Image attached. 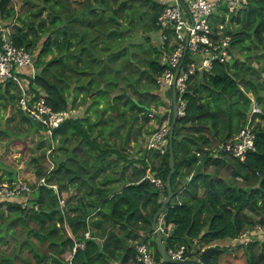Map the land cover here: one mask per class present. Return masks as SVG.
Masks as SVG:
<instances>
[{"label": "trees", "instance_id": "1", "mask_svg": "<svg viewBox=\"0 0 264 264\" xmlns=\"http://www.w3.org/2000/svg\"><path fill=\"white\" fill-rule=\"evenodd\" d=\"M163 5L162 0H23L17 9L13 0H0V18L11 23L14 42L33 53L34 72L27 65L18 71L27 90L35 98L43 94L55 109L83 105L48 135L46 125L18 103L14 128L0 127L5 150L20 145L9 151L16 160L32 151L41 163L35 144L44 156L49 148L53 161L46 182L33 183L30 205L0 201V243L13 241L9 252L0 249L4 263L70 264L74 239H84L73 264L125 263L140 241L152 247L159 264H179L162 260L151 228L167 187L147 174L166 180L169 145L164 151L142 145L151 132L148 119L160 123L166 113L159 107L168 105L169 91L157 82L165 67L163 49L150 33ZM226 15L219 6L213 27ZM236 22L239 27L232 28ZM229 23L231 57L190 75L183 94L186 113L177 116L172 135V195L163 210L174 227L162 239L166 247L184 245V253L196 256L210 245L230 248L226 239L264 224V62L249 61L253 50L258 59L264 55V0H247L228 14ZM240 49L246 59L236 56ZM20 91L12 78L0 79L4 105L17 102ZM252 98L262 104L260 111H251ZM248 122L255 146L244 159L219 148ZM34 124L45 131L33 130ZM1 154L0 177L14 178L17 168ZM108 166L115 174L107 173ZM87 228L91 235L85 238ZM234 248L246 264H264V238H245ZM216 257L218 250L212 262L220 264Z\"/></svg>", "mask_w": 264, "mask_h": 264}, {"label": "built area", "instance_id": "2", "mask_svg": "<svg viewBox=\"0 0 264 264\" xmlns=\"http://www.w3.org/2000/svg\"><path fill=\"white\" fill-rule=\"evenodd\" d=\"M164 5L157 14V28L153 30L158 44L162 46L161 61L165 67L157 76L159 85L168 89V105L159 107V111L166 113L164 119L156 125V128L148 135V147L158 148L164 151L169 143V130L171 116L173 115L172 89L176 92L177 116L186 113V98L184 92L190 75L197 70L210 69L215 59L226 60L231 57L230 43L231 33L223 28L228 24V14L237 11L247 0H162ZM224 4L227 15L224 22H218L213 27L211 19L218 7ZM169 50L165 49V46ZM27 65L34 72L33 53L24 45L14 42L11 35V23L0 18V79H13L21 89L17 103L33 118L44 125L50 133L52 127L60 123L68 115L76 114L77 107H63L55 109L45 101L43 94L34 97V93L27 90L26 78L19 74V70ZM177 71L176 75L175 72ZM175 75V79H174ZM152 108L149 114H152ZM259 102L252 98L251 111H260ZM255 131L250 122L242 125L238 132L229 140L220 144L219 148L229 151L244 159L245 153L254 148ZM160 186L163 180L147 174ZM46 182L45 175L34 181L24 179L16 175L14 178L0 177V201H15L21 206L30 205L29 199L33 190V183ZM63 198L61 203H63ZM164 219V214L162 216ZM164 233H169V225L163 222L157 224ZM84 237L91 235L90 228L84 231ZM264 238V224L256 223L252 229L246 232L244 239ZM84 246V239H74L68 254V262L72 263V257L78 248ZM167 253L174 258L182 257L184 245L180 247H166ZM197 257V256H196ZM115 264H158L154 258L151 247L147 242L140 241L136 244V251L125 263L116 261Z\"/></svg>", "mask_w": 264, "mask_h": 264}, {"label": "rangeland", "instance_id": "3", "mask_svg": "<svg viewBox=\"0 0 264 264\" xmlns=\"http://www.w3.org/2000/svg\"><path fill=\"white\" fill-rule=\"evenodd\" d=\"M13 2H15L17 9H19L20 4L23 3V0H13ZM222 5H224V4H222ZM44 14L46 15L47 12L44 11ZM237 23L238 22H236L234 24L231 23V24H233L232 28H235V27L238 28L239 24H237ZM226 26H231V25H230V23L229 24H223L224 29ZM140 31H143V29L139 28L138 32H140ZM150 33H153V31ZM254 53H255V51L253 50L249 61H251V64L258 66L264 62V55L262 56V59L261 58L258 59V57H256ZM246 54H247V52H245L243 49H240L239 53L236 52V56L240 57L241 59H246L245 58ZM262 75H264V72ZM249 95L251 96L252 93L249 92ZM6 100H8V99L3 97V96L0 98V127L6 128V127L11 126L12 128H14L15 121L17 119H19V113L17 111L18 104H17V102H14V104H12L9 107V106H7L8 103L6 105H4ZM259 105H260V107H262L261 103H259ZM76 107H77L76 112L78 113L83 108V105L80 104L79 106H76ZM148 121H149V125L147 124L146 126H148V127L152 126L151 127V132H152L153 127H155L159 123V121L155 118L148 119ZM260 121L264 122V118H261ZM33 126H34L33 130L45 131L43 128H38L37 124L36 125L34 124ZM47 133L49 134L48 131H46V133L44 132L45 135H48ZM149 133L150 132H147L144 134V139H143L142 145H144L145 143L148 142ZM1 139H2V137L0 135V152L2 151L1 157L5 163L10 162L13 165V167L17 168L16 175L21 176L24 179L34 181L35 179L44 175V173L46 171H48L49 169L52 168L53 161H51L49 158V148L46 150V155L44 156L43 153L40 151L41 149L39 147H37L35 144L31 145L32 150H34L39 155L40 159L43 158V160H41V163L37 159L36 160L32 159V157H33V156H31L32 151H28V152L25 151L26 154L24 155V158L22 160H16L15 158H13L11 153L17 151L16 148L18 146H20L18 141H17V143L15 142L11 145L12 148H7L5 150V147H3V145H2ZM58 142H59V140H54L53 144L55 145V143H58ZM134 144H135V142L132 140L130 148H129L130 152H132V153H134V150H135V147L133 146ZM42 146H44V145H42ZM52 147H53V145H52ZM136 147H137V144H136ZM50 149H51V147H50ZM9 151H11V153ZM41 165H42L41 172L40 173L36 172L37 168L40 167ZM107 173L115 174V172L113 171V168L111 166L107 167ZM103 174L104 173H102V172L100 173V175H103ZM230 179H232V177H230ZM237 179H238V181H241V179H239V178H237ZM114 181L109 180V182H111V183H113ZM100 182H103V181H100ZM63 195H66V191L63 192ZM84 198H86V196ZM6 201H8V200H6ZM6 201H3V202H6ZM163 214H164V210L161 211L160 215L158 216L157 224L160 222L164 223V219L162 218ZM168 225H169V231L171 232V230L174 227V223L172 221H170ZM243 240H244L243 236L241 238L239 237L238 239L237 238L226 239V241H224L223 244L230 245V248L229 247L215 248L216 250H218V257L215 258L218 260V263L223 264V262H224L225 264H246L243 252L241 250L234 248L235 245H237L240 241H243ZM11 246H13V241H10L9 243H0V249H5L6 252L10 251ZM214 250L211 253V259L209 260V262L207 264H214L212 262V256L214 255ZM162 260H163V258H162ZM0 264H6V263L1 261V259H0ZM158 264H159V262H158Z\"/></svg>", "mask_w": 264, "mask_h": 264}, {"label": "water", "instance_id": "4", "mask_svg": "<svg viewBox=\"0 0 264 264\" xmlns=\"http://www.w3.org/2000/svg\"><path fill=\"white\" fill-rule=\"evenodd\" d=\"M177 71L175 72L176 75ZM174 75V79H175ZM172 102H173V115L172 119L170 122V130H169V165H170V170L167 174L166 180L164 181L165 186L167 187V194L163 198L161 202H159V207L153 214L152 220H151V228L156 234V246L157 249L161 255V258L167 261L171 262H177L179 264H207L209 260L211 259V253L215 248H218L217 245H210L208 247L203 248L200 251V255L198 257H193L194 254H185L182 257L179 258H174L171 257L166 250V245L165 242L162 239L163 231L161 230L160 227L157 225V218L160 215L161 211H163L165 204L167 201L170 199L172 195V188H171V174L174 170V154H173V147H172V135H173V128L174 124L177 118V103H176V92L174 89H172ZM164 224L168 225L169 224V219L167 218V215L164 213ZM216 250V249H215ZM214 250V251H215ZM192 256V257H191Z\"/></svg>", "mask_w": 264, "mask_h": 264}, {"label": "flooded vegetation", "instance_id": "5", "mask_svg": "<svg viewBox=\"0 0 264 264\" xmlns=\"http://www.w3.org/2000/svg\"><path fill=\"white\" fill-rule=\"evenodd\" d=\"M193 257H196V255H193Z\"/></svg>", "mask_w": 264, "mask_h": 264}, {"label": "crops", "instance_id": "6", "mask_svg": "<svg viewBox=\"0 0 264 264\" xmlns=\"http://www.w3.org/2000/svg\"><path fill=\"white\" fill-rule=\"evenodd\" d=\"M170 222V221H169ZM163 233H164V231H163ZM163 236V235H162ZM164 241V240H163Z\"/></svg>", "mask_w": 264, "mask_h": 264}]
</instances>
